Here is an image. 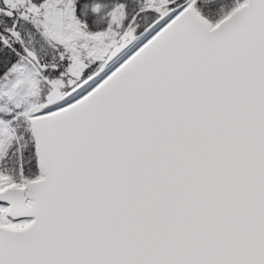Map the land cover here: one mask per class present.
<instances>
[{
	"label": "snow or ice",
	"instance_id": "1",
	"mask_svg": "<svg viewBox=\"0 0 264 264\" xmlns=\"http://www.w3.org/2000/svg\"><path fill=\"white\" fill-rule=\"evenodd\" d=\"M0 264H264V0H0Z\"/></svg>",
	"mask_w": 264,
	"mask_h": 264
}]
</instances>
